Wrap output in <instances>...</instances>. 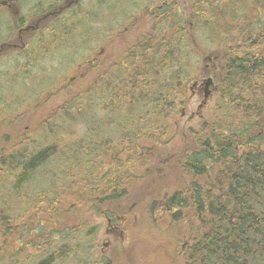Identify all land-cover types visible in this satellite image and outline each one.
<instances>
[{"label": "trees", "instance_id": "obj_1", "mask_svg": "<svg viewBox=\"0 0 264 264\" xmlns=\"http://www.w3.org/2000/svg\"><path fill=\"white\" fill-rule=\"evenodd\" d=\"M216 3L203 2L202 13L206 18L195 13L198 18L194 26L196 30H201L202 24L211 28L212 34L218 37L210 43L224 46L221 54L216 56L223 63L222 76L216 83L218 102L216 100L209 119V132L198 139L196 148L186 152L182 158L185 175L193 179L191 184L181 194L166 198V204L175 213V220L182 215L181 210L191 214L186 220L189 232L184 245L185 264H264V0ZM1 19L0 15V26L4 24ZM182 20L179 15L171 16L166 21L168 30L157 28L152 40L142 43L135 61L146 64H123V68L122 64L118 65L115 72H120L107 77L103 106L89 109L86 104H81L60 119L55 117V111L50 121L37 124L40 126L34 132L40 133L41 128H48L47 133L50 134L57 120L70 116L71 126L78 121L83 127L97 125L98 132L89 125L90 129L66 148L61 164L68 166V173L63 170L60 173L43 171V166L53 157L52 146L29 157L27 147L30 146L20 144L24 150L19 154L0 156V188L7 180L16 183L15 188L21 185V190L32 185L36 187L34 194L29 195L32 201L15 216L8 215L6 208L0 210V264L87 262L81 250L83 242H66L70 231L58 234L55 228L47 229V221L51 224L57 216L56 210L48 212V217L44 209L38 215L35 211L39 210V205H49L52 199L54 201L62 194L73 197L66 211L69 215L76 207L97 210L100 203L107 215L112 201L118 198L121 202L114 208L119 211L126 206L123 202L127 189L125 174L120 170L130 162L127 135L132 133L135 137L154 139V143L159 145V136L170 128L163 125L164 115L172 112L176 100L186 94L187 86L195 75L196 69L190 64L196 57V46L191 44ZM222 21H225L222 26L217 25ZM18 26L24 27L23 24ZM152 60L157 64H151ZM123 74L127 75L124 79ZM100 91L101 85L94 94ZM96 101L101 102L102 97ZM5 104L6 112L16 113V107L8 102ZM99 111L101 117L96 119ZM146 118H153L149 127H145ZM96 137L99 139L94 140ZM94 155L103 158V162L95 161L91 157ZM61 175L67 180L61 181ZM43 177L48 179L46 187L38 183L44 180ZM90 177L99 183L89 187ZM196 179L203 180V183L195 182ZM30 212L35 215H29ZM12 219L21 221V231L33 230L34 239L42 242L41 246L34 241L26 242L25 248L30 247L34 252L33 256L27 252V257L21 262L18 257L24 251L23 246L14 249L13 254L4 241L10 235ZM35 219L40 222L37 224ZM56 235L61 239L54 242Z\"/></svg>", "mask_w": 264, "mask_h": 264}, {"label": "rangeland", "instance_id": "obj_2", "mask_svg": "<svg viewBox=\"0 0 264 264\" xmlns=\"http://www.w3.org/2000/svg\"><path fill=\"white\" fill-rule=\"evenodd\" d=\"M79 1L58 17L40 23L36 32H23L24 49L7 47L19 46L18 24L33 26L38 18L47 12L53 13L65 7L68 1L18 0L15 4L17 16L14 15L13 9H0L1 23L4 22L0 26V156L19 154L28 144L30 147H27V151L31 157L51 149L49 146H52L53 157L43 166V171L60 173L63 170L68 173V166L61 164L66 148L79 140L84 131L89 130L90 127L97 129L98 132L97 125L89 124L90 127L89 125L83 127L82 122L78 121L71 126L70 116L68 119L57 120L54 131L50 134L47 133L48 128H41L40 133L34 132L40 126L37 124L50 121L54 114L59 119L67 116L71 114L72 108L81 104H86L89 109L104 105V88L100 80L120 71L115 72L119 64H102V59L98 58L103 29L102 17L106 20V32L110 36L115 31L122 32L119 31L121 24L132 23L131 27L128 26V32L124 30V33H121L123 41L114 39L106 50L107 62L116 63L126 51L137 42L142 43V40L144 41L152 33V16H156L153 11L162 2H166L167 16L179 15L183 19L191 44L196 46V57L192 59L193 64H190L191 68L196 70L187 86L186 94L176 100L172 112L164 115L167 119H163V125H168L170 128L165 131L166 134L159 136V145L154 143L156 142L154 139L135 137L132 133L127 135L130 162L128 165H123V169L120 170L125 174L127 189L123 202L126 206L119 211L115 209L114 206H119L121 202L118 198L112 201L107 215L101 203L97 204V210L76 207L69 215L66 211L71 206L73 197L62 194L54 196V201L52 199L49 205H39L37 207L39 210L35 212L38 215L44 209L48 217V212L56 210L57 216L52 219L51 224L47 221V229L55 228L58 234L66 230L70 231L71 235L66 238L68 244L75 241L83 242L81 250L87 262L75 261V264H92V262L95 264H185L184 245L188 241L189 232L186 220L191 214L181 210L182 215L175 220L173 218L175 213L166 204V198L181 194L193 180L185 175L181 162L183 155L195 149L197 140L205 137L210 130L208 123L218 98L216 83L222 76L223 66L221 59L216 56L217 53L221 54L224 46H213L210 43L211 39L214 40L218 35L212 34L211 28L204 27L203 24L201 30L195 29L193 32L192 27H195L194 22L198 18L194 14L198 13L200 18H206L202 13L205 0H201V4L200 0ZM207 1L217 2L218 5L226 2V0ZM238 5L235 6V15ZM123 17L124 19H121ZM224 23L225 21H222L217 25L222 26ZM164 28L167 29L166 26ZM145 32L149 34L145 36ZM208 57L210 61L207 60ZM91 61H94V64H89ZM151 64L157 62L152 60ZM166 64L169 62L167 61ZM121 66L123 68V64ZM122 77L124 79L127 75L123 74ZM207 78L213 80L215 90L212 89L211 96L202 109H199L203 102V87L195 94H192L190 89L193 82L197 81L201 84L202 80ZM99 85L101 91L99 94H94ZM99 96L102 97L101 102L96 101ZM6 102L17 108L16 113L6 112ZM61 110L65 111L61 112ZM195 113L196 115L193 116ZM99 117H101L100 111L96 119ZM152 121L153 118H146L145 127H149ZM256 130L257 128L254 131ZM98 139L99 137L95 138ZM114 142L115 140L112 143ZM20 144L23 147H19ZM92 157L97 162H103V158H96L95 155ZM38 161L41 163L40 160ZM60 177L61 181L67 180L62 175ZM43 179L38 183L46 187L48 179L45 180L44 177ZM89 181L85 183L89 187L99 183L93 177H90ZM195 182L201 184L203 180L196 179ZM15 185L16 183L7 180L4 187L0 188V210L6 208L10 216H15L29 205L32 201L29 195H33L36 189L32 185L27 190H21L23 189L21 185L17 188L14 187ZM118 200L120 201L117 202ZM29 215L35 214L30 212ZM39 215L43 217L42 214ZM108 219H111V224H108ZM39 222L36 220L37 224ZM10 225V235L4 241L13 254L14 249L23 246L24 251L18 257L21 262L27 257V252L33 256L34 250L30 247L26 249V242L34 241L35 244H40L39 246L42 242L37 238L34 239L33 230L27 233L21 231V221L12 219ZM36 225L31 224V226ZM53 239L55 242L61 238L56 235Z\"/></svg>", "mask_w": 264, "mask_h": 264}, {"label": "flooded vegetation", "instance_id": "obj_3", "mask_svg": "<svg viewBox=\"0 0 264 264\" xmlns=\"http://www.w3.org/2000/svg\"><path fill=\"white\" fill-rule=\"evenodd\" d=\"M18 0H0V9H13L14 11V15L17 16L18 15V11L16 10V3ZM67 5L64 7L59 8L56 12H47L45 15H43L41 18H38V20L33 24V26L30 25H25L24 27H21L18 29V34H19V46L16 45H9L7 46L8 48H21L24 49L25 48V44L22 41L23 38V32H36L39 24L46 21L47 19L50 18H56L59 15H61L64 11H66L70 6L76 4L79 0H67ZM163 5V6H162ZM166 2H162L155 11H153V13H156V16H152L153 17V24H152V33L149 34V32H145V36L148 35L146 37V39L143 41L142 43H147L150 42L153 38V33L156 31L157 28H161V27H165L169 28V23L166 24V21L169 20V18L171 17V15L167 16V11H166ZM51 11V10H50ZM107 14V11H106ZM105 14V15H106ZM155 15V14H153ZM156 20V21H155ZM102 22H103V29H102V33L100 36V45H99V54H98V58L99 60L102 59V64H144V61H135L136 56L134 55V53L138 52L140 50V47L142 45L141 42H137L132 48H130L128 51H126V53L124 54V56L121 58L120 61L118 62H112L109 61L107 62L106 59V50L108 49V46L113 42L114 39H118L119 41H123L121 38V33H124L123 31H129L128 28L131 27V24H121V26L119 27V31L122 32H118L115 31L114 33L110 35H108V32H106V20L102 17ZM160 23V24H159ZM129 26V27H128ZM185 27V26H184ZM183 27V28H184ZM193 29V27H192ZM144 36V37H145ZM208 61H210V58H207ZM89 64H94V61L89 62ZM101 84L103 85L104 88V92L103 95L106 97V93L105 90L107 88V77L105 79V77H102L100 80ZM203 87V93H204V86L200 85V84H196L193 85L191 87V93L195 94L197 92V90L201 89ZM105 97L103 98L104 104H105ZM108 224H111V219H108Z\"/></svg>", "mask_w": 264, "mask_h": 264}, {"label": "bare ground", "instance_id": "obj_4", "mask_svg": "<svg viewBox=\"0 0 264 264\" xmlns=\"http://www.w3.org/2000/svg\"><path fill=\"white\" fill-rule=\"evenodd\" d=\"M59 1V0H58ZM80 2V1H79ZM177 5V4H176ZM123 6V5H122ZM151 6V5H150ZM163 6V5H162ZM98 7V6H97ZM128 7H130V6H128ZM100 9V8H99ZM150 9V8H149ZM84 10V9H83ZM138 10V9H137ZM143 10V9H142ZM91 12V11H90ZM100 12V11H99ZM136 12V11H135ZM135 12H134V14H135ZM1 13V12H0ZM97 13V12H96ZM4 14V13H3ZM133 14V13H132ZM96 15V14H95ZM93 16V15H92ZM95 17H97V16H95ZM64 18V17H63ZM67 18V17H66ZM76 18V17H75ZM121 19H124V17L123 18H121ZM156 21V20H155ZM92 22V21H91ZM160 24V23H159ZM181 26V25H180ZM197 26V25H196ZM98 28V27H97ZM195 28V27H194ZM91 29V28H90ZM180 29V28H179ZM196 29V28H195ZM112 30V29H111ZM148 30V29H147ZM183 30V29H182ZM179 31V30H178ZM201 32H203V31H201ZM198 33V32H197ZM165 34V33H164ZM206 34H207V32H206ZM48 35V34H47ZM46 36V35H45ZM77 36V35H76ZM78 37V36H77ZM73 38V37H72ZM198 38V37H197ZM207 38V37H206ZM74 39V38H73ZM58 40V39H57ZM212 40V39H211ZM208 41V40H207ZM37 42V41H36ZM49 42V41H48ZM67 42H69V41H67ZM64 43V42H63ZM75 43V42H74ZM212 43V42H211ZM57 44V43H56ZM70 44V43H69ZM78 44H80V43H78ZM199 44V43H198ZM64 45V44H63ZM99 45V44H98ZM56 46V45H55ZM62 46V45H61ZM73 47V46H72ZM71 47V48H72ZM94 47V46H93ZM83 49V48H82ZM95 49V48H94ZM202 49H203V47H202ZM201 49V50H202ZM207 51V50H206ZM196 63V62H195ZM255 96V95H254ZM264 100V99H263ZM232 129V128H231ZM233 131V130H232ZM235 131V130H234ZM90 133V132H89ZM88 133V134H89ZM90 137V136H89ZM97 138V137H96ZM76 139V138H75ZM90 139V138H89ZM93 139V138H92ZM240 139V138H239ZM82 140V139H81ZM95 140V139H94ZM249 140V139H248ZM263 140V139H262ZM77 141V140H76ZM107 141V140H106ZM92 142V141H91ZM79 143V142H78ZM87 143V142H86ZM85 143V144H86ZM84 144V145H85ZM94 144V143H93ZM97 145V144H96ZM100 147V146H99ZM88 148V147H87ZM91 148H92V146H91ZM108 148V147H107ZM93 149V148H92ZM78 150V149H77ZM84 152V151H83ZM89 153V152H88ZM98 154V153H97ZM86 155V154H85ZM87 157V156H86ZM89 157V156H88ZM92 157V156H91ZM208 160V159H207ZM211 163V162H210ZM115 175V174H114ZM114 175H113V177H114ZM112 178V177H111ZM6 193V192H5ZM177 198V197H176ZM175 199V198H174ZM168 202V201H167ZM253 202V201H252ZM259 208V207H258ZM263 215V214H262ZM264 216V215H263ZM236 221V220H235ZM262 222V221H261ZM260 222V223H261ZM212 229V228H211ZM211 231V230H210ZM195 232V231H194ZM209 232V231H208ZM193 235V234H192ZM213 236H215V235H213ZM180 237V236H179ZM193 237V236H192ZM195 237V236H194ZM232 237V236H231ZM202 244V243H201ZM73 256V255H72ZM101 259V258H100Z\"/></svg>", "mask_w": 264, "mask_h": 264}, {"label": "water", "instance_id": "obj_5", "mask_svg": "<svg viewBox=\"0 0 264 264\" xmlns=\"http://www.w3.org/2000/svg\"><path fill=\"white\" fill-rule=\"evenodd\" d=\"M204 85H205V92H204V101L202 102V104L199 106V109H201L202 108V106L206 103V100H207V98H208V96H209V91L207 90V88L210 86V85H212V80L209 78V79H206L205 81H204Z\"/></svg>", "mask_w": 264, "mask_h": 264}]
</instances>
